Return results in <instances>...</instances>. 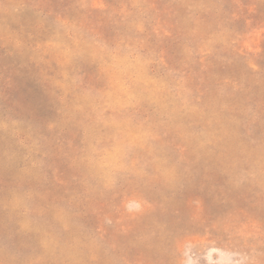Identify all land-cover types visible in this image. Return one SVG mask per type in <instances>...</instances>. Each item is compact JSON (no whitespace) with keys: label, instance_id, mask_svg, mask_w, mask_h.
Returning a JSON list of instances; mask_svg holds the SVG:
<instances>
[{"label":"rangeland","instance_id":"rangeland-1","mask_svg":"<svg viewBox=\"0 0 264 264\" xmlns=\"http://www.w3.org/2000/svg\"><path fill=\"white\" fill-rule=\"evenodd\" d=\"M0 264H264V0H0Z\"/></svg>","mask_w":264,"mask_h":264}]
</instances>
